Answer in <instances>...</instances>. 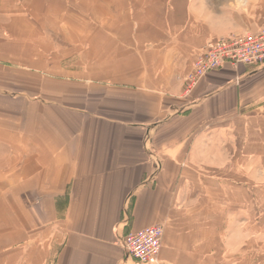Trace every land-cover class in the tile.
<instances>
[{"label": "crops", "instance_id": "1", "mask_svg": "<svg viewBox=\"0 0 264 264\" xmlns=\"http://www.w3.org/2000/svg\"><path fill=\"white\" fill-rule=\"evenodd\" d=\"M264 0H0V264H264V66L190 90Z\"/></svg>", "mask_w": 264, "mask_h": 264}, {"label": "built area", "instance_id": "2", "mask_svg": "<svg viewBox=\"0 0 264 264\" xmlns=\"http://www.w3.org/2000/svg\"><path fill=\"white\" fill-rule=\"evenodd\" d=\"M225 64L264 66V25L255 32L219 37L200 49L184 79L185 90L190 91L208 72ZM162 238V225H151L127 232L120 245L134 264H156Z\"/></svg>", "mask_w": 264, "mask_h": 264}]
</instances>
